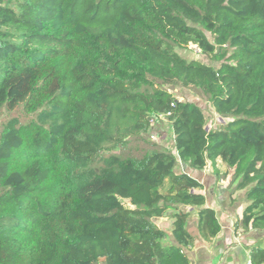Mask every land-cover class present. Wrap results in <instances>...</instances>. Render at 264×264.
<instances>
[{"label":"trees","instance_id":"1","mask_svg":"<svg viewBox=\"0 0 264 264\" xmlns=\"http://www.w3.org/2000/svg\"><path fill=\"white\" fill-rule=\"evenodd\" d=\"M190 44L213 64L175 49ZM156 82L200 89L228 120L208 130L199 105ZM4 111L0 264H190L177 207H200L208 243L221 225L178 159L218 180L226 164L248 202L235 227L264 229V0H0ZM153 115L171 123L177 155L117 153ZM171 209L174 242L156 223Z\"/></svg>","mask_w":264,"mask_h":264},{"label":"crops","instance_id":"2","mask_svg":"<svg viewBox=\"0 0 264 264\" xmlns=\"http://www.w3.org/2000/svg\"><path fill=\"white\" fill-rule=\"evenodd\" d=\"M170 151L177 155L174 138ZM220 163L221 161L218 160L217 167L219 169ZM178 165L180 169L177 168ZM175 170L186 172L204 185L202 193L206 198V206L216 210L221 225V231L211 243H208L201 237L198 230V210L200 207L193 205L177 207L178 211L188 213L186 228L193 236V240L189 246L184 248V253L190 264H248L250 262V249L254 246L264 247V229L243 231L241 227H235L248 202L245 199V191H236L233 195L230 193L229 186L233 171L226 165L224 170L220 171L224 173L230 170L231 172L225 179L218 180L210 164L204 169H196L179 159ZM174 211L171 209L164 217L156 219L164 226L161 228L166 231L168 242H174L171 234L173 223L171 215Z\"/></svg>","mask_w":264,"mask_h":264},{"label":"rangeland","instance_id":"3","mask_svg":"<svg viewBox=\"0 0 264 264\" xmlns=\"http://www.w3.org/2000/svg\"><path fill=\"white\" fill-rule=\"evenodd\" d=\"M176 51L186 59H197L201 62L207 64H213L210 57L201 52L195 45L190 44L186 47H175ZM218 65V64H217ZM163 88L169 89L178 99L191 101L199 105L204 111L207 117L206 128L208 130L220 126L222 123L228 120L227 117H222L216 114L214 108L212 107L207 96L198 88H182L179 86H169L159 82H156V85H159ZM8 117V113L4 111L0 117V135L2 132V123ZM33 116L24 115L23 121L30 120ZM151 122L150 130L136 139L128 140L124 146L118 149L116 152L121 153L124 156H142L143 154L150 152L151 144H156L157 147L170 151L173 133L171 128V123L167 120L165 116L153 115ZM226 164H219L220 170H224ZM179 167V168H178ZM180 169V166H177ZM231 170V169H230ZM229 170V172H231ZM166 183L164 188L167 187ZM241 211L239 210V213ZM241 214V213H240ZM160 227H164L160 224L159 220H156Z\"/></svg>","mask_w":264,"mask_h":264},{"label":"water","instance_id":"4","mask_svg":"<svg viewBox=\"0 0 264 264\" xmlns=\"http://www.w3.org/2000/svg\"><path fill=\"white\" fill-rule=\"evenodd\" d=\"M214 67H217V62L214 63ZM176 152V151H175Z\"/></svg>","mask_w":264,"mask_h":264},{"label":"built area","instance_id":"5","mask_svg":"<svg viewBox=\"0 0 264 264\" xmlns=\"http://www.w3.org/2000/svg\"><path fill=\"white\" fill-rule=\"evenodd\" d=\"M248 264H250V262Z\"/></svg>","mask_w":264,"mask_h":264}]
</instances>
